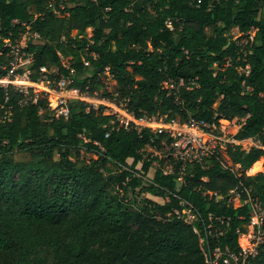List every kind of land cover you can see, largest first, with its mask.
I'll use <instances>...</instances> for the list:
<instances>
[{
	"label": "trees",
	"instance_id": "obj_1",
	"mask_svg": "<svg viewBox=\"0 0 264 264\" xmlns=\"http://www.w3.org/2000/svg\"><path fill=\"white\" fill-rule=\"evenodd\" d=\"M55 7L59 13L49 0H0V77L11 59L6 40L29 26L42 41L26 48L33 81L66 78L109 97L101 78L109 68L139 116L226 118L236 138H264V0H56ZM232 28L239 36L226 35ZM171 82L176 89L164 88ZM23 98L0 87V117L6 99L13 105L0 122V264H206L215 247L238 249L237 229L250 218L249 205L229 203L230 190L249 188L264 206V166L256 178L238 177L213 158L188 166L178 186L177 167L149 176L164 161L144 149H159L163 133L112 130L102 106L88 111L80 99L65 119L49 114L47 98ZM17 152L30 159L16 160ZM82 153L95 157L85 163ZM228 153L246 169L263 151ZM137 190L165 202L145 197L135 205L128 195ZM218 218L229 221L221 236L206 227ZM256 261L264 264L263 250Z\"/></svg>",
	"mask_w": 264,
	"mask_h": 264
},
{
	"label": "built area",
	"instance_id": "obj_2",
	"mask_svg": "<svg viewBox=\"0 0 264 264\" xmlns=\"http://www.w3.org/2000/svg\"><path fill=\"white\" fill-rule=\"evenodd\" d=\"M202 0H198L200 3ZM56 0H49V6L54 8L56 13L60 11L55 7ZM64 7V5H61ZM25 24V23H24ZM171 27V25H170ZM33 36L39 38L37 32H32ZM23 36V35H22ZM12 42L6 40V46L10 48L11 59L5 76L0 77V87L8 91L12 87L24 95L20 102L26 103L28 100L37 102L40 97H45L49 101V110L53 118H65L70 115V103L74 99H80L86 102L87 110L99 109L103 107L104 115L110 116L111 129H120L124 127L128 130L141 132L144 128H151L156 134L163 133L161 147L155 149L148 145L144 151L150 149L152 153L148 156H158L164 161V164L156 160L153 164L161 167L162 172L166 175L175 172L176 167L181 175L186 172L187 167L194 164H206L211 159H218L221 164L233 172L238 177L250 175L249 168L244 169L240 163H234L228 153L230 147L235 149L237 146L240 150H249L252 147L263 151L262 161L264 165V138L260 136H250L243 139L236 138L231 131L232 123L226 118H221L219 122H210L205 119L191 117L184 121L176 119H167L164 115H137L136 111L130 106V99L120 97L117 90L111 92V96H100L99 92L90 93L88 87L85 90L77 86L70 85L71 80L66 78L54 79L52 84L44 80L33 81L31 79L32 70L29 64L32 61L33 54L26 50L23 37ZM86 66H90V61H84ZM66 65V64H65ZM45 68V67H42ZM107 68L102 75L108 73ZM250 66L247 64L243 69L249 73ZM73 71V70H71ZM184 80L180 79L179 86L184 85ZM42 84L43 89L39 86ZM166 89H176L175 83L171 82L164 86ZM190 88V87H189ZM4 113L0 117V122L5 121L13 113V105L9 99H6ZM110 132L106 134L109 136ZM229 203L242 204L250 206V218L247 222L242 223L237 229L238 249L232 250L228 246L225 248L215 247L213 253L208 257L206 264H259L256 259L261 250L264 251V206L261 200L254 196L249 188L237 186L230 190ZM178 213V210H175ZM193 214L195 219L190 221L189 217ZM186 218L189 222L196 220V215L188 210ZM242 219H244L242 217ZM218 225L212 223L206 227L208 233L214 232L216 236L223 235L229 221L218 218ZM203 241V239L201 240Z\"/></svg>",
	"mask_w": 264,
	"mask_h": 264
},
{
	"label": "rangeland",
	"instance_id": "obj_3",
	"mask_svg": "<svg viewBox=\"0 0 264 264\" xmlns=\"http://www.w3.org/2000/svg\"><path fill=\"white\" fill-rule=\"evenodd\" d=\"M35 11V7L32 6L31 7V12H34ZM261 15H264V9H262V12H261ZM76 31L73 32V34H75ZM239 29H235V28H232L230 31H228L226 33L227 36H232V37H237L239 35ZM23 42L25 44V46L27 47L29 45L30 42H33V43H38V44H42V41H40L39 38H36L35 36H33L32 34V30L31 28L28 26V28H26V31L23 33ZM64 64H68V62H65ZM42 70L44 71H47L46 68H42ZM108 73L106 75H101V78L103 80V82L105 83V87L107 90H111V91H115L116 88H117V82L116 80L114 79L113 75L111 74L110 70L108 69L107 70ZM40 89H43L42 87V84L39 86ZM218 103V101H217ZM216 103V104H217ZM215 104V106H216ZM49 114L51 115V111L48 110ZM146 155H149L150 153H152V151L150 149L144 151ZM16 160H21V161H28L30 159V155L28 153H22V152H17L16 153ZM95 155L92 154V153H82V160L83 162H88L91 158H94ZM129 162L131 163L132 162V159H129ZM263 163L262 161H258V163H256L254 166L251 167L250 169V175L248 177H252V178H256L258 177V171L260 169L263 168ZM138 167H141V164L138 165ZM157 169V165L153 164V167L150 169V171H152V173L156 171ZM149 171V176L151 177L152 174L150 173ZM182 183V180H178V186H180ZM129 198L133 201V202H136V203H133L135 205H137L138 203L141 202V200L145 197H149V198H152L156 201H159V202H165V199L161 198V197H157V196H153L149 193H141L139 194L138 193V190L135 192V193H129ZM195 219V216L193 214H191V216L189 217V220L192 221Z\"/></svg>",
	"mask_w": 264,
	"mask_h": 264
},
{
	"label": "crops",
	"instance_id": "obj_4",
	"mask_svg": "<svg viewBox=\"0 0 264 264\" xmlns=\"http://www.w3.org/2000/svg\"><path fill=\"white\" fill-rule=\"evenodd\" d=\"M235 29H237V28H235ZM239 34H240V33H239ZM238 36H239V35H238ZM150 173L152 174V176H154V172L152 173V171H150ZM152 176H151V177H152Z\"/></svg>",
	"mask_w": 264,
	"mask_h": 264
}]
</instances>
